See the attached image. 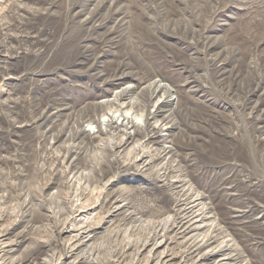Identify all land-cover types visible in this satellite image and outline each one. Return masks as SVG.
<instances>
[{"label":"rangeland","instance_id":"obj_1","mask_svg":"<svg viewBox=\"0 0 264 264\" xmlns=\"http://www.w3.org/2000/svg\"><path fill=\"white\" fill-rule=\"evenodd\" d=\"M222 258L264 264V0H0V264Z\"/></svg>","mask_w":264,"mask_h":264},{"label":"bare ground","instance_id":"obj_2","mask_svg":"<svg viewBox=\"0 0 264 264\" xmlns=\"http://www.w3.org/2000/svg\"><path fill=\"white\" fill-rule=\"evenodd\" d=\"M155 83V82H154ZM153 87V93H155L158 89H159V87L160 86H158V85H156V84H154V85H149L147 88L148 89H151ZM151 94H149V96H150ZM123 95L122 94H119V95H117L115 98H116V100H119L121 97H122ZM167 99V98H166ZM164 100V99H163ZM117 102H114V104H116ZM128 106L130 107V109H134V108H137V107H139V104L136 102V101H132V102H130L129 104H128ZM142 109H143V106H142ZM117 110V109H116ZM118 112V111H117ZM121 115V114H120ZM122 117V120H121V122H120V125H121V127L124 125V122H126V124H131V126H135L134 124V119H133V117H132V114H130V115H122L121 116ZM118 120H119V118H118ZM114 122V121H113ZM112 123V121H110V124ZM134 123V124H133ZM109 124V123H108ZM174 125V124H173ZM107 126V125H106ZM130 126V125H129ZM110 127H112V128H114V126H112V125H110ZM136 127V126H135ZM112 128H110V129H112ZM125 128V127H124ZM137 129H141L140 127H136ZM102 132H104V131H102ZM170 137V136H169ZM153 138V136H149V140L150 139H152ZM127 139H130V136H126V139L125 140H127ZM120 141H122V140H120ZM121 144H125V141L123 142H120L119 143V145H121ZM125 146V145H124ZM117 148V147H116ZM168 148V147H167ZM165 150H162V152H164ZM172 152V151H171ZM158 158L160 157V155H158L157 156ZM138 171V170H137ZM135 172V175H138V172ZM149 181V180H148ZM91 205V204H90ZM85 206H86V204H85ZM85 206L84 205H82L80 208L81 209H85V211H89L91 208H88L87 209V207L85 208ZM76 211H78V210H76ZM83 211V210H82ZM190 214L188 215V216H186V218H184V220L183 221H181L180 223H179V225L176 227L177 228V230H178V232L179 233H189V232H191V231H193V230H195V229H197V227H193L192 228V225L194 226V224H195V222L196 221H194V218H196V217H198L197 215H195L196 213L195 212H189ZM194 221V222H193ZM192 222V223H191ZM177 224V223H176ZM192 224V225H191ZM177 233V232H176ZM80 244V243H79ZM212 253H210L209 255H208V259H212V258H214V257H217V256H219V252L220 251H211ZM207 259V257H205L204 255L201 257V259ZM225 258H222V259H220V260H218V262H217V264H224V263H221V260H224ZM229 259V258H228ZM216 263V262H215Z\"/></svg>","mask_w":264,"mask_h":264}]
</instances>
